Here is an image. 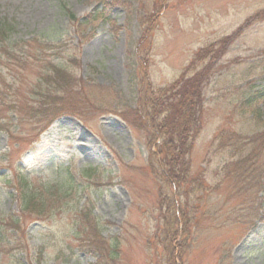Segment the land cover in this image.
Wrapping results in <instances>:
<instances>
[{
  "label": "rangeland",
  "instance_id": "obj_1",
  "mask_svg": "<svg viewBox=\"0 0 264 264\" xmlns=\"http://www.w3.org/2000/svg\"><path fill=\"white\" fill-rule=\"evenodd\" d=\"M104 9L108 20L88 19ZM0 21L10 29L0 41V264H168L153 235L187 197L150 167L163 137L154 117L173 107L180 123L193 110L191 174L213 188L232 160V138L218 133L264 125V102L248 103L264 86V0H0ZM51 100L79 115L44 125ZM212 191L190 210L183 264H264V223L248 231L240 199ZM24 192L37 210L22 212ZM262 195L248 197L247 219L253 207L264 214ZM87 202L118 244L112 256L75 248L96 230L78 214Z\"/></svg>",
  "mask_w": 264,
  "mask_h": 264
},
{
  "label": "trees",
  "instance_id": "obj_2",
  "mask_svg": "<svg viewBox=\"0 0 264 264\" xmlns=\"http://www.w3.org/2000/svg\"><path fill=\"white\" fill-rule=\"evenodd\" d=\"M106 10L107 9L91 12L88 19L94 18V20H97L99 17L101 21L108 20V12ZM258 14L259 13L255 14L252 18H257L259 16ZM70 18L75 22L79 21L77 16L73 13L70 14ZM88 23L90 22H87V24ZM4 24V22L0 21V41L2 42L6 41L10 32V29ZM67 76L69 79H73L71 73H67ZM56 82L58 85L54 86L61 93H66L68 91V87L65 84L60 81ZM69 82L71 83V80ZM69 86L71 88V85ZM77 87L78 86L74 88ZM78 88L82 87L79 86ZM261 101L264 102V86L259 88V91H256L255 97L248 99L250 106L253 103L260 106ZM163 105L164 104L161 101L153 102V108L156 110L157 114L161 112L160 110H163L160 109ZM168 105H170V103H168ZM50 106L51 110L45 116L44 125H48L64 115H79L78 111L74 108V105H64L63 102H58V104H56L51 100ZM191 106L192 102L189 100V108ZM172 108L173 107H168L170 113L164 121L159 116L154 117L153 122L156 131L163 137L158 145L160 154L158 159L160 161V166L158 167L157 164H150V167L157 176L163 178L165 183L175 184V187L178 190L185 188L183 193H185L187 201L182 208H177V211L167 215L166 224L158 227L155 230L153 237L160 239L159 236H163L161 237L162 239H160L161 241H155L154 247L159 248V245L163 247V251L166 253L165 259L168 264H183L185 261L183 251L190 246L188 240V236L191 233L189 229L191 222L190 210L192 208L196 212L197 210H200L204 204H207L206 195L213 192V188L214 191L221 189V192H223L224 189L228 190L231 195L240 199V202L233 208L235 212H241L243 215L238 219L240 224L246 225V220L250 222V228H247L248 231L253 230L252 228H254L258 222L264 223V214L260 212L262 210L261 205L260 209H255L253 207L255 213L252 214L249 219H247V216L245 215L246 207L248 205V197L254 196L255 199H259L261 198L260 196H263L262 193L264 192V125H262L260 130L251 135L236 132L235 130L229 132L230 134L225 130L218 133L217 137L219 138H226V136L229 135L232 138H229L230 141H227L230 142V145L228 146H230V159L232 160L225 164L226 166L224 167L222 177L212 188L211 185L207 186L208 183L202 173L197 177H193L195 174H191V153L195 138L198 134L199 121L196 120L193 110H190V113L186 115L180 123H176L175 116L171 113ZM156 137L157 136L154 135V138ZM18 179L19 183L22 181V186L30 184L29 179L25 176H18ZM189 182L192 183V185L187 189ZM69 187L58 185L56 187L53 186L52 188H56L58 192L63 194H71L72 188L75 186H72V188ZM198 191H202V194L197 195ZM192 193L196 195L195 201H191V197L189 196ZM195 195L192 197H195ZM231 197L232 196H229L227 199H230ZM254 202L255 201L252 203L254 204ZM20 205L22 207V212H33L38 209L37 206H41L35 194L25 192L21 198ZM78 214L83 217V220L87 221V227L92 226L94 222L97 225L96 230H93L85 241H76L77 245H75V248L90 254L105 252L110 256L114 255L118 244L116 245V243L111 242L110 240H108L110 241L108 242L105 239L102 234L101 224H99L100 221L95 218L93 209L88 202L81 207V212L78 211ZM67 244L72 245L70 242ZM175 252L178 253V256L175 255Z\"/></svg>",
  "mask_w": 264,
  "mask_h": 264
}]
</instances>
